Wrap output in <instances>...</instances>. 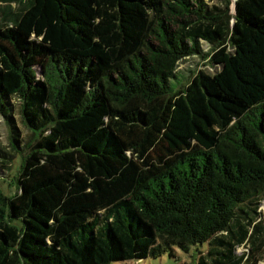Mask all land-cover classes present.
I'll return each mask as SVG.
<instances>
[{"label":"trees","instance_id":"obj_1","mask_svg":"<svg viewBox=\"0 0 264 264\" xmlns=\"http://www.w3.org/2000/svg\"><path fill=\"white\" fill-rule=\"evenodd\" d=\"M230 2L28 0L1 12L0 113L14 150L16 102L38 137L17 192L0 189V264H111L175 247L196 264H257L264 0H234V15ZM202 42L221 70L183 82L179 64L207 56ZM10 157L0 145L2 170Z\"/></svg>","mask_w":264,"mask_h":264},{"label":"rangeland","instance_id":"obj_2","mask_svg":"<svg viewBox=\"0 0 264 264\" xmlns=\"http://www.w3.org/2000/svg\"><path fill=\"white\" fill-rule=\"evenodd\" d=\"M28 0H0V14L5 13L7 10L11 9H20V7L24 6V4ZM205 3L209 5H219V7H225L227 0H204ZM234 0L230 2V12L231 14H235L234 11ZM16 11V10H15ZM19 11V10H18ZM17 12V11H16ZM16 12L11 14V18ZM202 48L204 53H208L207 56L197 55L192 56L190 58L183 59L179 64L180 69V76L183 78V82H189L196 73L200 70L208 73L214 74L221 70V66L217 65L212 61V53L214 52L215 48H212L206 42H202ZM228 50L234 53V47L232 45L228 46ZM21 105L19 102H16L15 109L13 110L14 116L17 121V126L21 131V136L23 137V145L24 150H14L12 147V139L13 135L11 132L10 127L5 119V117L0 113V145L10 152V159L11 161L7 164L10 165L2 167L3 170L0 168V189L3 191L4 194L13 196L17 192V176L19 172V168H21L23 158L26 154H28L27 146L29 142L31 143L34 139L38 137L37 134H34L31 130L27 129L24 122L21 118ZM261 205L258 211L261 212V215L257 219L261 226L263 227L262 233L257 234H264V196L261 197ZM249 249V244L245 245V247H238L237 251L242 253L244 249ZM206 250V246L203 248ZM257 257H259V261L257 264H264V253L260 252L255 253ZM199 254H197L194 250H191L189 253L182 251V249L175 247L174 255L172 256L170 252H165L161 256L154 258L150 256L148 258H144L142 260L133 259L128 261H117L111 264H196V260L198 259Z\"/></svg>","mask_w":264,"mask_h":264}]
</instances>
